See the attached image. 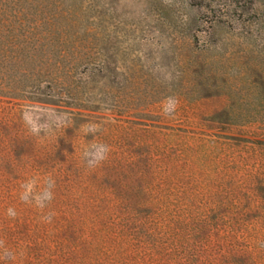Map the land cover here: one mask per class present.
Segmentation results:
<instances>
[{
    "label": "rangeland",
    "instance_id": "obj_1",
    "mask_svg": "<svg viewBox=\"0 0 264 264\" xmlns=\"http://www.w3.org/2000/svg\"><path fill=\"white\" fill-rule=\"evenodd\" d=\"M0 35L65 70L0 95V264H113L137 213L264 264V0H0Z\"/></svg>",
    "mask_w": 264,
    "mask_h": 264
},
{
    "label": "trees",
    "instance_id": "obj_2",
    "mask_svg": "<svg viewBox=\"0 0 264 264\" xmlns=\"http://www.w3.org/2000/svg\"><path fill=\"white\" fill-rule=\"evenodd\" d=\"M2 39L3 37L0 35V95H14L15 89L21 87V81L25 79L36 81L39 84L45 83L44 85L49 91L54 89L59 93L63 89L64 69L55 68L52 70L41 67L28 69L5 65L4 60L11 56L14 57L17 52L3 49ZM42 79L47 80L42 82ZM178 224L175 217H172L168 223L160 225L154 220L151 221V216L148 214L137 213L114 238L119 250L116 253L118 257L114 259L113 264H197L191 249L188 250V253L191 254L187 256L184 263L178 262L176 257ZM168 244L172 246V250H169ZM202 261L211 264L205 256ZM221 261L222 256L218 259V262L221 263Z\"/></svg>",
    "mask_w": 264,
    "mask_h": 264
},
{
    "label": "clouds",
    "instance_id": "obj_3",
    "mask_svg": "<svg viewBox=\"0 0 264 264\" xmlns=\"http://www.w3.org/2000/svg\"><path fill=\"white\" fill-rule=\"evenodd\" d=\"M171 108H174V104H172ZM25 119H26V120L28 119V117H27L26 114H25ZM97 158H98L99 160H102V159H104V156H103L102 154L98 153V154H97ZM9 215H14V213H12L11 209H9ZM0 245H2V241H0ZM4 255L7 256V255H9V253L5 250Z\"/></svg>",
    "mask_w": 264,
    "mask_h": 264
}]
</instances>
